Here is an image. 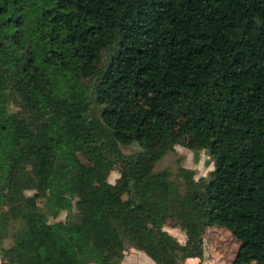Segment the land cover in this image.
I'll list each match as a JSON object with an SVG mask.
<instances>
[{
	"label": "trees",
	"instance_id": "16d2710c",
	"mask_svg": "<svg viewBox=\"0 0 264 264\" xmlns=\"http://www.w3.org/2000/svg\"><path fill=\"white\" fill-rule=\"evenodd\" d=\"M189 134L209 177L155 172ZM217 228L264 264V0H0L2 263L206 260Z\"/></svg>",
	"mask_w": 264,
	"mask_h": 264
},
{
	"label": "rangeland",
	"instance_id": "374dc122",
	"mask_svg": "<svg viewBox=\"0 0 264 264\" xmlns=\"http://www.w3.org/2000/svg\"><path fill=\"white\" fill-rule=\"evenodd\" d=\"M189 147H176L175 152L169 153L164 159L159 161L155 166V172L168 170L172 178L178 180V172L181 168L189 169L195 172L197 178H207L214 169V160L205 152L195 149L194 138L189 134L187 138ZM140 150L138 145L129 148H123L125 154H131ZM79 161L82 164H89L88 161L79 155ZM119 178L118 168L112 170L109 181L114 184ZM62 198H65L66 192L61 190ZM174 239L178 242L185 243L186 235L177 229H167ZM204 240V257L206 260L199 258L188 259L181 264H231L239 249V244L231 237L228 231L223 229H213L203 236ZM4 248L12 246V240L7 239L4 242ZM127 256L122 264H155L144 252L131 248L126 243ZM130 262V263H129Z\"/></svg>",
	"mask_w": 264,
	"mask_h": 264
},
{
	"label": "built area",
	"instance_id": "2783aa9c",
	"mask_svg": "<svg viewBox=\"0 0 264 264\" xmlns=\"http://www.w3.org/2000/svg\"><path fill=\"white\" fill-rule=\"evenodd\" d=\"M0 263L3 264V263H2V258H1V256H0Z\"/></svg>",
	"mask_w": 264,
	"mask_h": 264
},
{
	"label": "crops",
	"instance_id": "0c3cea01",
	"mask_svg": "<svg viewBox=\"0 0 264 264\" xmlns=\"http://www.w3.org/2000/svg\"><path fill=\"white\" fill-rule=\"evenodd\" d=\"M192 260V259H191ZM193 261V260H192ZM130 263V262H129Z\"/></svg>",
	"mask_w": 264,
	"mask_h": 264
}]
</instances>
